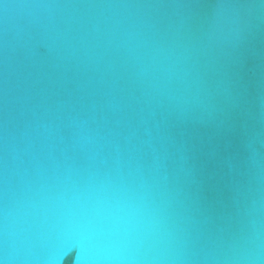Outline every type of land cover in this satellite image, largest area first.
Here are the masks:
<instances>
[{
	"label": "water",
	"instance_id": "1",
	"mask_svg": "<svg viewBox=\"0 0 264 264\" xmlns=\"http://www.w3.org/2000/svg\"><path fill=\"white\" fill-rule=\"evenodd\" d=\"M0 264H264V0H0Z\"/></svg>",
	"mask_w": 264,
	"mask_h": 264
}]
</instances>
